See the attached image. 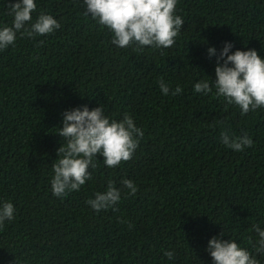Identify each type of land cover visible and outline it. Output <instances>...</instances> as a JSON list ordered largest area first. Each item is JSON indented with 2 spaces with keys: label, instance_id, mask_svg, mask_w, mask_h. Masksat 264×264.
Here are the masks:
<instances>
[{
  "label": "trees",
  "instance_id": "obj_1",
  "mask_svg": "<svg viewBox=\"0 0 264 264\" xmlns=\"http://www.w3.org/2000/svg\"><path fill=\"white\" fill-rule=\"evenodd\" d=\"M9 2L0 0V27L12 24ZM36 3L33 20L44 12L61 28L35 40L18 34L0 50V202L15 207L0 229V264H213L206 249L222 231L252 251V225L264 228V108L242 116L194 85L216 78L210 47L218 55L231 42L230 54L255 49L264 57V0H178L185 23L174 46L140 53L112 44L84 0ZM161 77L183 92L164 95ZM85 105H102L111 119L132 115L144 136L118 167L98 154L92 179L58 198L50 180L63 113ZM224 128L246 130L253 146L226 147ZM125 178L138 191L125 197L123 189L118 211L86 203L109 179L121 188ZM256 258L264 264V255Z\"/></svg>",
  "mask_w": 264,
  "mask_h": 264
},
{
  "label": "clouds",
  "instance_id": "obj_2",
  "mask_svg": "<svg viewBox=\"0 0 264 264\" xmlns=\"http://www.w3.org/2000/svg\"><path fill=\"white\" fill-rule=\"evenodd\" d=\"M86 15H91L96 22L111 33V43L118 48L133 47L140 53L145 47L166 49L174 46L176 38L184 26V20L176 14L178 0H84ZM12 24L0 27V50L15 45L17 35L21 38L36 39L47 36L61 28L59 21L51 14L40 12L35 20L33 13L37 9L36 0H14L9 2ZM44 41L40 40L39 45ZM231 42H225L217 55L215 47L208 49L209 56H216L215 76L212 82L200 80L194 85V92L203 95L213 94L227 104L235 105L241 115L264 108V57L255 49L234 52ZM157 83L164 95L176 96L183 92L179 85L171 86L161 77ZM215 89V91H213ZM63 127L58 134L64 138L57 149L58 159L52 164L53 175L50 180L54 196L65 198L72 192H78L86 181L92 179L89 170L97 167L98 154L103 157L109 168L132 159L144 132L139 128L132 115L125 114L123 119H111L105 115L103 106L89 109L67 110L63 113ZM221 142L228 148L242 152L253 146L254 141L245 130L235 135L229 128L220 132ZM121 188L109 179L104 191L95 193L86 203L99 213L102 210L118 211L117 205L124 196H134L137 185L131 179L121 180ZM15 219V207L10 201L0 202V229L5 221ZM129 230L134 225L125 220ZM257 234L253 240L248 238V248L241 247L233 239L213 236L207 246L213 264H260L257 255H264V228L252 225ZM253 252L256 255H253ZM168 260H175L174 251H165Z\"/></svg>",
  "mask_w": 264,
  "mask_h": 264
}]
</instances>
